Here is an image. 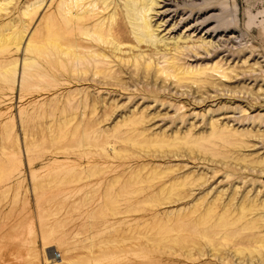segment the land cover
I'll return each instance as SVG.
<instances>
[{"label": "rangeland", "instance_id": "rangeland-1", "mask_svg": "<svg viewBox=\"0 0 264 264\" xmlns=\"http://www.w3.org/2000/svg\"><path fill=\"white\" fill-rule=\"evenodd\" d=\"M25 1L18 0L7 15L0 12L1 34L7 33L5 25L13 23L14 32H22L24 17L20 9ZM213 1L217 4L213 14L219 22L215 20L209 26L237 24L238 32L228 33V37L239 35V40L232 43L223 37L217 51L184 60L193 65L220 62L224 67H234L239 76L226 84L246 87L254 94L231 96L207 89L209 92L198 100L200 93L193 91L195 86L182 92L173 85L163 89L149 79L148 83L130 86L134 94L131 99L126 89L121 91L125 95L116 98L98 89L96 95L100 92L109 104L99 107L95 115L66 120L64 111L69 112L72 105L68 104L65 87H59L55 80L48 77L41 85L34 80L24 86L18 78L10 85L0 80V264H239L231 244L216 246L213 252L196 236L200 230H179L177 210L207 192L208 200L223 192V200L228 201L236 187L239 200L244 196L264 200L261 166H236L229 177L219 170L205 192L196 190V198L192 196L182 204L159 200L168 189L177 194V186L169 185L177 175L211 173V169L196 166L203 163L201 160L189 161L164 148L177 132L183 135L193 128L194 135L206 134L211 119L230 128H253L254 133L264 130V96L256 98L258 88L264 87V0ZM54 5V0L43 5L30 25V31L38 28L40 38L49 31L47 22ZM175 20L170 18L162 26V34L192 35L184 23L169 31ZM203 35L208 36L198 30L193 39ZM0 57L1 65L21 60L23 53L7 48ZM252 64L256 71H249ZM43 67L48 72V67ZM19 68L21 71V65ZM136 86H144L143 93L148 97L136 92ZM151 90L159 97L151 96ZM180 103L185 108L177 110ZM135 112L146 115L147 130L141 145L137 144L141 137L137 138L132 129L127 132V124L113 128L117 121ZM155 136H161L157 144L150 142ZM240 155L248 163L261 161L264 137L252 136ZM180 165L187 166L177 173ZM261 230L264 234V226ZM179 239L185 240L187 247L181 249Z\"/></svg>", "mask_w": 264, "mask_h": 264}, {"label": "bare ground", "instance_id": "bare-ground-1", "mask_svg": "<svg viewBox=\"0 0 264 264\" xmlns=\"http://www.w3.org/2000/svg\"><path fill=\"white\" fill-rule=\"evenodd\" d=\"M17 1L0 0V12L9 14ZM51 1L53 0L24 2L20 9L24 17L21 33L14 32L13 27L16 24L5 25L7 33H0V52L10 48L11 52L23 53V58L1 64L0 80L10 85L15 84L18 78L21 86L34 80L41 85L43 79L48 77L55 80L59 87H65L68 104L72 105L69 112L64 111L66 120L67 117L77 116L83 119L90 114L95 115L99 107L109 104L100 92L96 95L98 89L115 94L114 98L125 95L121 91L126 89L131 99L134 94L130 92V86L149 79H153V84L160 85L163 89L173 85L174 89L182 92L195 86L193 91L200 93L198 100L209 92L207 89H216L222 94L227 92L231 96H235V93L238 96L242 93L254 94L246 87L233 88L226 84L239 76L234 67H224L220 62L193 65L184 60L190 57L201 58V55H208L213 49L217 51L223 37H227L224 41L230 39L232 43L239 40V35L228 37V33L235 35L238 32L237 24L232 26L217 23L215 27L209 26L211 22L217 21L213 14L217 4L213 0H54V10L47 22L49 31L40 38L38 28L30 31V25L37 11ZM200 1L203 3H198ZM178 12L180 15L177 17L181 18L177 20L175 16ZM166 17L168 18L165 20ZM169 17L171 21L176 18L169 31L184 23L186 30L190 29L192 35L179 33L171 37L162 34L161 28ZM198 30L199 33L204 31L205 35L213 37L208 39V36L203 35L193 39ZM1 61L0 57V63ZM255 64L250 65L249 71H256ZM43 66L48 67V72ZM136 87V92L140 91L139 94L148 97L143 93L144 86ZM149 92L155 98L160 95L157 91ZM256 94V98L261 99L264 96V87L260 86ZM113 107L118 108L119 105ZM184 108L185 104L177 105V110ZM145 120L146 115L143 112H135L117 121L113 128L116 130L127 124V132L131 129L136 131L137 138L141 137L137 144L141 145V139L145 137L147 130L144 126ZM251 129L230 128L211 119L206 134L194 135L193 128L184 131L183 135L181 131L177 132V136L168 140L164 148L173 155L186 157L189 161V158L201 160L203 163L198 162L196 166L202 165L204 169H211V173L190 171L181 176L177 175V180H174L176 182L169 183L170 186H177V194L168 189L163 192L165 197L159 200L182 204L192 196L195 199V191L205 192L219 170L225 171L229 177L228 174L234 171V167L246 169L250 166L254 169L256 165H252L256 163L261 166L260 172L264 173V158L248 163L245 156L240 155L241 148L246 146L252 136L259 139L264 137V130L254 133ZM160 140L161 136H155L150 142L157 144ZM114 152L118 153L116 149ZM232 164L235 166H231ZM186 166H177V173ZM208 195L209 192L200 195L191 205L185 204L177 210L178 229L200 230L196 236L204 240L213 252L217 251L216 246L225 247L231 244L239 264H264V234L261 230L264 226V200L258 201L259 199H254L256 197L250 199L248 196L239 200L236 197L237 187L227 202L223 200V192L216 194L212 200H208ZM248 230L250 233L246 234L245 231ZM179 244L184 249L187 242L179 239ZM219 249L218 247V251ZM200 253L204 255L201 250ZM213 255L221 258L218 253ZM49 256L54 255L51 253Z\"/></svg>", "mask_w": 264, "mask_h": 264}]
</instances>
